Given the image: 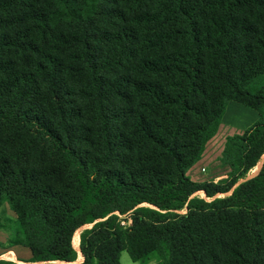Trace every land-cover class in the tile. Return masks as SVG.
Segmentation results:
<instances>
[{
    "label": "trees",
    "instance_id": "trees-1",
    "mask_svg": "<svg viewBox=\"0 0 264 264\" xmlns=\"http://www.w3.org/2000/svg\"><path fill=\"white\" fill-rule=\"evenodd\" d=\"M263 155L264 0H0V264H264Z\"/></svg>",
    "mask_w": 264,
    "mask_h": 264
},
{
    "label": "rangeland",
    "instance_id": "rangeland-1",
    "mask_svg": "<svg viewBox=\"0 0 264 264\" xmlns=\"http://www.w3.org/2000/svg\"><path fill=\"white\" fill-rule=\"evenodd\" d=\"M257 119H258V113L254 109L246 107L234 101H229L227 103L222 117V121L224 125H226L224 127L225 128L228 127L231 131L232 129L233 131L244 130L249 126H251L254 122H256ZM226 133L227 131H222V130L220 132H216L215 135L207 141L205 145V149L201 155V158L199 159L201 161L198 160L199 163H197L196 166L192 168L190 173L187 174L191 180L197 182L210 181V180L217 181L227 176L229 168L223 165L220 161L221 150L223 147ZM202 166L204 167V171H200V167ZM251 175H252V169L249 171L247 177ZM194 195H198V194H194ZM217 196H222V195H217ZM183 211L184 210H181L180 212ZM0 215L2 218L11 217L8 222V225L10 226L8 231H11L12 227H14V223H13L14 214L7 208V206H3L2 209H0ZM90 226H85V227H90ZM82 228L83 227L80 228L78 235L82 230ZM77 230L78 228L75 231V235H77ZM7 234L8 233L6 232V230L0 229V242L4 243L6 241ZM74 239H73V243H74ZM78 243H79V237H78ZM1 247L2 244L0 245V258L3 259L6 258L13 261H17L18 263H24L18 259L16 253L13 250H8L3 253L2 252L3 249ZM15 248L22 255H27L28 253L26 249L20 247H13L14 250ZM119 261L120 264H140L139 262L132 261L126 251H121ZM31 264H37V263H31ZM148 264H160V263H157L156 260H152Z\"/></svg>",
    "mask_w": 264,
    "mask_h": 264
},
{
    "label": "bare ground",
    "instance_id": "bare-ground-1",
    "mask_svg": "<svg viewBox=\"0 0 264 264\" xmlns=\"http://www.w3.org/2000/svg\"><path fill=\"white\" fill-rule=\"evenodd\" d=\"M261 160H262V158H261L260 161L255 165V167L252 169V175L255 174V173L258 171V169H259V167H260V164H261ZM218 195H223V194H218ZM80 228H81V227H80ZM80 228H78V230H77V235H78V232H79ZM77 235H75V239H74V243H75V246H76V247L78 246V236H77ZM80 261H81V254H80V251H78V258H77L76 262H80Z\"/></svg>",
    "mask_w": 264,
    "mask_h": 264
},
{
    "label": "crops",
    "instance_id": "crops-1",
    "mask_svg": "<svg viewBox=\"0 0 264 264\" xmlns=\"http://www.w3.org/2000/svg\"><path fill=\"white\" fill-rule=\"evenodd\" d=\"M224 126H226V125H224V123H223V121H222V119H221V123H220V125H219V128H218V130H217V132H220L221 130L222 131H227V133L225 134V135H230V134H233V133H236V132H241V131H238V130H234L233 131V129H232V131L227 127V128H225ZM199 161H201V160H199ZM199 161L198 162H196L189 170H188V172H187V174H189L190 173V171L192 170V168H194L195 166H196V164L197 163H199Z\"/></svg>",
    "mask_w": 264,
    "mask_h": 264
},
{
    "label": "water",
    "instance_id": "water-1",
    "mask_svg": "<svg viewBox=\"0 0 264 264\" xmlns=\"http://www.w3.org/2000/svg\"><path fill=\"white\" fill-rule=\"evenodd\" d=\"M263 158H264V155H263V157H262V160H263ZM262 160H261V162H262ZM260 165H261V164H260ZM251 176H253V175H251ZM251 176H249V177H251ZM247 178H248V177H247ZM230 192H231V191H229L226 195L230 194ZM92 224H93V223H92ZM83 228H88V227H83ZM83 228H82V229H83ZM79 249H80V248H79ZM55 262H59V261H55ZM73 263H78V262L75 261V262H73Z\"/></svg>",
    "mask_w": 264,
    "mask_h": 264
},
{
    "label": "built area",
    "instance_id": "built-area-1",
    "mask_svg": "<svg viewBox=\"0 0 264 264\" xmlns=\"http://www.w3.org/2000/svg\"><path fill=\"white\" fill-rule=\"evenodd\" d=\"M200 171H204V167L202 166V167H200Z\"/></svg>",
    "mask_w": 264,
    "mask_h": 264
}]
</instances>
